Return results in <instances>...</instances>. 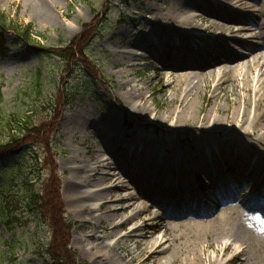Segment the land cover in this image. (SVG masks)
<instances>
[{
    "label": "bare ground",
    "instance_id": "obj_1",
    "mask_svg": "<svg viewBox=\"0 0 264 264\" xmlns=\"http://www.w3.org/2000/svg\"><path fill=\"white\" fill-rule=\"evenodd\" d=\"M27 1L46 20L55 19L51 7L57 0ZM215 2L185 0L184 4L171 9L153 7L149 10L154 18L151 20L154 25L151 26L157 35L156 43L174 50V56L167 62L158 51L153 53L160 59L158 63L161 65L157 78L163 82L165 71H170L163 88L166 95L171 94L165 116L162 117L158 110L152 85L150 89L138 85L132 87L134 81L130 80L127 83L131 87L126 92L127 98H138L144 112H155L154 120L146 122V126L151 127L149 130L142 126L144 132L138 135L136 141H127L114 124L112 112L102 113L101 121H91L90 118L84 123L87 129L102 131L101 142L94 147L87 145L94 148L87 159L79 156L73 158L66 189L72 193L70 197H74L77 213L85 215L84 225L96 219L95 209L106 210L104 217L107 224L103 229L110 232V237H116L115 243H106L97 230L83 233L84 237L95 238L91 248L96 250L98 264H141L144 253L162 264L248 262L247 257L245 261L242 260L247 251L242 245H236L230 255L228 253L233 245L228 242L224 243L223 249H216L210 255L208 249L213 248L210 243L207 246L196 243L190 250L184 251L179 249L182 237L173 236L172 233L179 227L207 229L226 220L229 213L240 214L241 211L231 205L232 199L238 196L235 203L245 210L243 217L252 223H264V3L256 10V23L251 24L247 16L237 12L250 10V0ZM196 6L208 14L197 13ZM197 17H202L206 29L212 27L216 35L197 34L205 29L196 23ZM244 32L247 33L246 37H230L233 34L240 36ZM135 45L145 47L143 43ZM124 54L129 57V67L139 65V54ZM256 68L258 74L254 77ZM210 87L213 89L211 99L214 103H210L211 107L206 109L199 102V96L201 89L207 92ZM240 90L246 93L242 95ZM229 94L235 96L232 114L218 104L222 98L229 104ZM251 97L254 98V106ZM150 102L155 104L154 107ZM156 122H160L162 127L153 126ZM97 123L100 126L97 127ZM187 132L192 135L193 143L198 148L194 155H187L180 147L185 141L182 135ZM81 142L87 144L85 135ZM255 149L260 151V158L251 164L246 156L251 157ZM102 151L109 157L101 158L99 153ZM225 156L233 158L234 163L230 168L237 170L236 178L227 179L225 173L229 169L225 171L217 163L219 157ZM193 168H200L208 174L215 197L212 203L209 198L203 199L197 195L185 173L166 189L170 181L168 175ZM165 184L167 186L163 188ZM130 185H134V191H126ZM141 194H146L147 202L143 198L137 202ZM189 194L193 198V205L184 208L182 203ZM113 195L117 196L115 201L112 200ZM98 198L109 200L99 207L85 202ZM219 204L224 209L217 216L209 217ZM152 206L159 207V214L146 221L143 216ZM119 218L121 220L116 221ZM185 219V223H176ZM130 225V231L122 236L117 235L120 229ZM87 226L89 229L90 226ZM131 240L135 243L134 248L128 245ZM127 256L130 257L129 261L125 259Z\"/></svg>",
    "mask_w": 264,
    "mask_h": 264
},
{
    "label": "rangeland",
    "instance_id": "obj_2",
    "mask_svg": "<svg viewBox=\"0 0 264 264\" xmlns=\"http://www.w3.org/2000/svg\"><path fill=\"white\" fill-rule=\"evenodd\" d=\"M213 4H216L215 0H208ZM185 0H57V3L51 7L55 19L53 21L46 20L40 12H38L32 3L27 0H0V13L5 14L8 18L20 25L34 26L36 33L42 35V42L48 46H54L61 42L68 43L71 39L79 37L83 32V27L86 24L92 26H99L101 28V35L96 36L92 41V45L88 50V55L91 60L98 63L102 69V74L98 75V79L91 81L88 90L83 91L77 97V99L70 105H64L63 100H60L57 104L56 100H59L58 89L68 83V80L74 75L72 80L76 78V72L68 74L66 70L61 67V62L57 59H50L49 63H43L42 66H37L36 57L32 50L23 45L16 34L13 31H8L6 34V47L9 51V55L5 58L0 56V89L3 94V102L0 104V109H3L7 115L12 113H19L24 115L30 107L35 106V100L32 96H27L28 92L33 91L35 70L38 68L41 71L43 77L48 73L47 66L55 67L53 71L52 82H44L43 92L38 99V106H51L55 101L58 106L59 118L57 120L58 130L51 138V146L44 143L36 144L35 149H38L41 153L42 161L39 163L38 168L42 169V181L38 188L53 189L58 186L60 188V196L63 202L64 210L69 220L73 222L74 228L71 236V249L77 251L78 255L87 262V264H98L95 258L96 250L91 248L95 241L94 237H84L83 233L87 231L95 232L104 238L106 243H115L116 237H110L109 231L104 230L103 227L107 224V220L104 217L106 210L95 209L96 219L92 223H87L90 226L88 229L85 223V215H79L75 210L74 197H70V192L66 189V183L70 177V170L73 166V158L79 156L81 159H87L88 153L94 149V146L100 145L102 131H92L91 128H86L84 123L88 119L91 121H101L102 113H113V122L117 126L118 131L123 135L126 140L136 141L138 135L143 131L142 126H146L147 121H153L155 118V112L149 114L144 112L143 104L136 98L135 100H129L126 92L131 89L127 83L132 80V87L145 86L147 89L153 88L154 97L158 102V110L162 114V117L166 115V107L168 106L169 98L171 94H165L163 88L164 83L168 82L170 71L164 70L165 74L163 82L157 78L156 74L160 70L161 65L158 63L160 60L157 55L153 53L159 52L161 58L164 61H170L171 56H174V50L168 47H162L156 43L157 35L152 31L153 15L149 12L153 7L160 8H172L179 6L180 3L184 4ZM252 5L250 10L241 11L237 10L242 15H245L250 20L251 24L256 23V10L260 8V5L264 3V0H250ZM197 13L201 15H207L200 7H194ZM224 8V6L222 7ZM230 9V8H229ZM229 11H233L229 10ZM160 14V12H159ZM161 15V14H160ZM124 19H127L126 23H122ZM122 21V22H121ZM136 21V22H134ZM133 22V23H131ZM196 23L204 27L205 29L197 34H204L206 36L216 35V31L206 29V23L203 22L202 17L196 18ZM154 25V24H152ZM214 29V28H213ZM150 34V35H149ZM240 36L231 35V38L240 39L246 37L247 33L239 34ZM163 36V35H162ZM35 38L40 40L37 35ZM148 39V40H147ZM168 39V38H167ZM40 40V41H41ZM137 43H143L141 47L135 45ZM167 49V50H166ZM126 54L137 53L139 54V65L129 67V57ZM171 53L173 55H171ZM160 57V56H159ZM151 62V63H149ZM63 72L57 76V72ZM254 77L258 74V68L254 70ZM55 86L53 87V83ZM214 87V86H212ZM212 88H208L207 92L203 89L200 91L199 102L206 106V109L211 107L214 101L211 99ZM26 91H28L26 93ZM244 95L246 91H241ZM34 96V95H33ZM230 103L220 99V106L232 114L235 109L233 99L235 96L229 94ZM210 98V100H209ZM253 106L255 105L254 98L251 97ZM209 100V103H208ZM211 103V104H210ZM210 104V105H209ZM150 105L154 107L155 104L150 102ZM45 107L40 111L45 113ZM1 112V111H0ZM215 112V111H214ZM254 110L252 109L251 115L253 116ZM216 114V112H215ZM34 120H38V116L34 117ZM124 122L131 124L133 129H127L124 126ZM96 126H100L97 123ZM153 126L162 127L160 122L153 123ZM149 130L151 127L146 126ZM86 136L87 144H82V137ZM77 136V138H76ZM221 136V135H220ZM217 137V136H216ZM184 138V144H180V147L187 155H194L198 150L196 143H193L192 135L187 132L182 135ZM218 139L222 140V137ZM3 140V138H1ZM141 142V141H140ZM264 142V140L262 141ZM90 144L93 147H87ZM54 146V147H53ZM34 149V152L36 150ZM32 149H28L24 154L17 158H12L7 165L0 167V199H2L1 185L8 184V189L13 193L16 199L26 200L27 190L29 189L25 178L29 177L33 172L34 166L37 167L33 156ZM253 155L246 156L254 164L260 158V151L252 150ZM34 154V153H33ZM47 154L49 156H47ZM101 158L105 159L109 157L104 151L99 153ZM119 155V153L117 154ZM210 157V155H208ZM35 158V156H34ZM211 159V158H210ZM218 164L226 171L227 179L236 178L237 170L231 169L233 158L231 156L219 157ZM246 159V158H245ZM264 159V158H263ZM247 162V161H246ZM42 163V166H41ZM264 168V161L262 162ZM7 168V169H6ZM182 173H185V177L191 181L192 188L198 193L199 197L209 198L212 203L215 199L214 190H212L210 179L208 174L202 169H183L180 172L176 171L174 174L168 175L169 185H164L163 188L171 187L172 181L177 180ZM201 181H199V177ZM172 177V179H171ZM106 185L104 184L103 187ZM86 187V186H84ZM36 188V189H38ZM86 188H91L86 187ZM134 185H130V188L126 191H134ZM164 189V190H166ZM211 192V193H209ZM248 192V191H247ZM165 193V192H164ZM249 193V192H248ZM188 195L187 199H184L182 206L189 208L193 204V198ZM146 200V194H141L137 202L141 199ZM186 198V197H185ZM239 198V196H238ZM232 199V206L235 209L240 210V214L229 213L228 216L215 226H211L207 229L202 227H179L176 231H173V236L182 237L179 249L184 251L190 250L196 243L207 246L209 243L213 248L208 249V254H213L216 249H223L224 243L228 242L233 245L232 250L228 253L230 255L236 245H242L243 248H247L245 258H248V262L245 264H264V226L262 223H252L250 220L243 217L245 211L238 203H235L236 199ZM117 196L113 195L112 200H116ZM251 199V198H250ZM106 199H94L91 201H85L87 204H93L99 207L102 202L108 201ZM191 200V201H190ZM113 201V202H114ZM23 202V201H22ZM209 202V203H210ZM24 203V202H23ZM215 203V202H214ZM4 204L0 200V206ZM78 205V203H77ZM80 205V204H79ZM18 208L23 209L20 213V218L16 222V225L10 229L5 224L4 219L0 217V264H51L49 260L43 262L40 252L45 249L53 240V233L50 232L45 225L37 220L34 216L27 217L24 215V208L22 204L17 205ZM224 208L219 204L215 211L209 217L217 216ZM226 209V208H225ZM158 206H152L149 208L147 214L143 216L146 221H149L155 217L159 211ZM47 218L55 223L56 209L47 210ZM102 217V220L100 219ZM121 218L116 219L120 221ZM2 222V223H1ZM185 220L177 221L176 223H185ZM132 225L120 229L118 236H122L130 231ZM233 233H237L236 237ZM231 240L228 241V238ZM100 238V239H101ZM233 238L237 240L232 241ZM8 245L11 243L15 248V254L10 255L7 250L13 248ZM130 248L135 247V243L131 240L128 241ZM122 255L124 252L119 250ZM7 257L6 259L3 257ZM11 258V259H9ZM14 259V260H13ZM15 259L16 262H15ZM127 261L130 257L125 258ZM139 264V263H132ZM141 264H162L159 260H151L148 258V254L144 253Z\"/></svg>",
    "mask_w": 264,
    "mask_h": 264
},
{
    "label": "trees",
    "instance_id": "obj_3",
    "mask_svg": "<svg viewBox=\"0 0 264 264\" xmlns=\"http://www.w3.org/2000/svg\"><path fill=\"white\" fill-rule=\"evenodd\" d=\"M99 26H85L83 34L71 39L68 43L61 42L54 46H47L35 38V35L40 38H42V35L36 33L32 24L23 26L13 23L5 14L0 13V54L3 56L8 54L5 37L7 32L12 30L23 45L32 50L39 66L46 62L49 63V60L52 58L59 60L61 65L58 68L63 67L68 74L73 71L76 72L75 80H72L74 77L72 75L68 80L69 83L62 87V89L59 87L58 90L59 95H62L64 98V104H71L81 92L87 91L91 81L98 79V75L102 74L100 66L91 60L88 55V49L92 41L96 36H100L101 34ZM54 68L53 66L50 69L47 66L49 73H51L45 80L48 83L52 82V70ZM38 72L37 81L32 88L36 93H27L29 97L34 93L32 97L37 101L34 107H30L24 115L19 113L7 115L3 109H0V167L3 164L7 165L6 163L10 162L12 158L18 157L34 144L44 143L45 145H50L52 142L51 138L58 129L57 120L59 113L56 104H54L55 102L49 110L44 105L46 108V110L44 109L45 113H42L40 111L41 106H38L37 98L41 97L44 84V78H42L39 70ZM59 74H63V72H57L58 78ZM54 86L55 82L53 83ZM3 100V95L0 91V104ZM35 116H38V120H34ZM29 180L32 181L31 178ZM31 181H28L29 184ZM2 186L4 192L7 193L8 184L3 183ZM27 195V204L24 203L27 214L35 216L47 228H50L53 233L52 243L40 253V256L44 260L49 258L52 264H87L75 250L70 248L73 224L65 216L60 188L58 186L53 189L44 188L41 192H37L34 191V185H29ZM5 196H7V203L5 202L6 205L0 208V214L4 218L3 222L12 229L20 218V211L16 207L21 200L14 201L13 196L9 193ZM50 208L56 209L55 217L57 223L51 220V216L49 217L50 220L47 218V210ZM3 258L6 259L7 257L4 256Z\"/></svg>",
    "mask_w": 264,
    "mask_h": 264
}]
</instances>
